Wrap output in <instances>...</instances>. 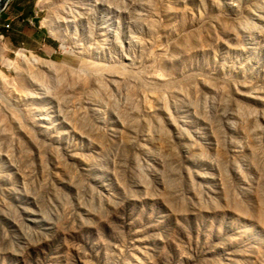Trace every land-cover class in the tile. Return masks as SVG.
I'll list each match as a JSON object with an SVG mask.
<instances>
[{"label": "rangeland", "instance_id": "1", "mask_svg": "<svg viewBox=\"0 0 264 264\" xmlns=\"http://www.w3.org/2000/svg\"><path fill=\"white\" fill-rule=\"evenodd\" d=\"M13 11L0 264H264V0Z\"/></svg>", "mask_w": 264, "mask_h": 264}, {"label": "crops", "instance_id": "2", "mask_svg": "<svg viewBox=\"0 0 264 264\" xmlns=\"http://www.w3.org/2000/svg\"><path fill=\"white\" fill-rule=\"evenodd\" d=\"M23 3V0H8L6 4L4 5L3 9L0 12V25L2 26V31H8L6 29L7 27L10 28V22L12 23L11 29H13V26L15 25V21L13 20L12 14L14 7H19ZM1 33V32H0ZM2 34V33H1Z\"/></svg>", "mask_w": 264, "mask_h": 264}, {"label": "water", "instance_id": "3", "mask_svg": "<svg viewBox=\"0 0 264 264\" xmlns=\"http://www.w3.org/2000/svg\"><path fill=\"white\" fill-rule=\"evenodd\" d=\"M8 0H0V12Z\"/></svg>", "mask_w": 264, "mask_h": 264}, {"label": "bare ground", "instance_id": "4", "mask_svg": "<svg viewBox=\"0 0 264 264\" xmlns=\"http://www.w3.org/2000/svg\"><path fill=\"white\" fill-rule=\"evenodd\" d=\"M31 60H33V59H31ZM35 62V61H34Z\"/></svg>", "mask_w": 264, "mask_h": 264}, {"label": "built area", "instance_id": "5", "mask_svg": "<svg viewBox=\"0 0 264 264\" xmlns=\"http://www.w3.org/2000/svg\"><path fill=\"white\" fill-rule=\"evenodd\" d=\"M8 25H6V27H7Z\"/></svg>", "mask_w": 264, "mask_h": 264}]
</instances>
